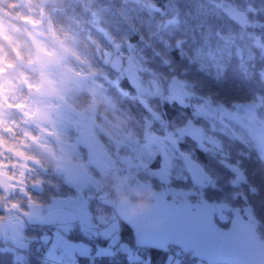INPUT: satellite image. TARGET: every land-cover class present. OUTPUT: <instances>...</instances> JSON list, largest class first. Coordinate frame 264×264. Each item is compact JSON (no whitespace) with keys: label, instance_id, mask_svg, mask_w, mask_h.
Masks as SVG:
<instances>
[{"label":"trees","instance_id":"1","mask_svg":"<svg viewBox=\"0 0 264 264\" xmlns=\"http://www.w3.org/2000/svg\"><path fill=\"white\" fill-rule=\"evenodd\" d=\"M39 2L41 8L38 11L48 14L54 22L71 25L75 31L70 30V34L83 38L86 47L84 44L80 46L74 56L78 60L72 63L107 87L111 107L101 104L102 111L110 115L107 110L115 107L129 114L132 117L129 129L139 138L143 137L145 129L160 136L166 132L178 134L190 120L215 140L216 143H207L204 148L192 137L184 136L183 140H178L176 148L172 146L177 156L172 158L165 186L167 190L193 191L187 197L190 200L204 196L212 204H226L227 208L222 209L224 215L217 213L215 217L223 228L228 227L232 216L230 208L250 207L258 221L257 232L264 240V160L258 148L251 140L245 142L229 132L216 131L207 118L195 113L196 107L206 101L228 109L234 105L254 104L257 105V116L264 117V0ZM229 10L241 12L248 24L243 26L230 16ZM118 47L126 56L132 53L144 78H156L166 87L175 76L179 77L190 95L185 98L186 105L162 97L142 100L125 77L118 82V87L104 80V77L115 80L119 75L112 61L104 58L106 52L117 51ZM90 100L91 95L87 91L66 98L77 111ZM97 115V121H103L99 113ZM99 139L111 153L113 150L108 137L101 134ZM182 156L198 163L205 172L207 185L200 188L196 185ZM33 157L40 161L36 155ZM159 162L157 156L151 167H159ZM40 163L41 167L32 166L26 175L24 193L7 196L0 188V264H42L36 254L49 245L41 241L42 236H53L56 226L29 223L24 213L30 203L49 205L53 199L76 195L62 174ZM142 177L140 174L139 178ZM151 185L154 190H166L154 179ZM90 193L94 197L88 204L92 219L104 225L106 219H112L113 205L97 197L100 192L95 188ZM11 213L21 215L24 245L8 241L1 234L2 223ZM119 230L120 241L137 251L132 230L122 222ZM66 235L72 240H87L91 245L92 240L102 246L107 245V240L82 231L76 224L68 228ZM113 252L107 256H96L94 251L81 254L78 261L79 264H145L142 259H129L121 245L116 246ZM174 257H177V264H204L193 258L191 253L177 248H171L169 252L149 249L148 264H169L168 260L172 261Z\"/></svg>","mask_w":264,"mask_h":264},{"label":"rangeland","instance_id":"2","mask_svg":"<svg viewBox=\"0 0 264 264\" xmlns=\"http://www.w3.org/2000/svg\"><path fill=\"white\" fill-rule=\"evenodd\" d=\"M228 13L235 20H239L243 26L248 24L241 12L229 10ZM104 58L107 61L111 60L113 68L119 72L115 80H108V77H104V80L109 84L118 87V82L122 77H125L133 85L137 95L142 100L162 97L178 100L180 104L186 105L185 98H189L190 95L184 83L183 85L187 91L185 95L180 92L171 94L168 91L167 93L168 85L165 87L160 80L144 78L141 75V67L132 53L130 56H126L121 51H109L105 53ZM75 60H78V58L75 59L73 57L72 62ZM76 66L77 64L72 63L74 71L79 74L81 79L83 91L90 93L91 99L98 96L106 97L107 103L103 104L106 107H111V101L106 91L107 87L94 80L92 74H87L85 70H81V68ZM196 108V115L207 118L216 131L229 132L245 142L247 140L254 142L262 159H264V117L257 116V105L241 104L234 105V107L228 109L205 101ZM98 113L95 115L91 113L82 114L81 110L77 111L74 109L71 104L67 103L66 99L62 102L52 101L34 112H29L25 117V121L32 119L35 122L26 123L21 129L22 135L29 139L44 138L50 142L67 144L81 158L87 169L86 172L71 175L60 173L64 176L70 188L74 189L75 196H72V198L65 196L53 199L49 205L39 206L30 203L28 211L24 213V218L29 223L56 226L53 236L43 234L41 241L48 243L47 248H51V250L55 246L65 248L70 254L72 264H79V255L89 253L91 246V243L87 240H72L66 235L68 228H72L75 224L82 231L90 232L94 237L99 236L108 241L106 246L97 247L96 256L112 254L114 248L121 245V249L128 253L129 259L138 258V251L133 250L126 243L120 241V221L116 219L112 209L110 215L113 219H106V224L99 225V222L92 219L93 215L88 208V204L89 200L94 199V197H92L90 191L94 188L96 190V183L98 180L105 178L104 174L118 173L121 176H133L134 183H142L153 190L151 180L154 179L166 189L162 191H165L172 198L176 200L187 198L193 191L175 190L173 188L167 190L165 187L172 158L177 156L173 147L176 148V143L179 139L183 140L184 136L192 137L198 142V145L204 148L207 143H216L214 139L205 135L203 129L198 128L190 120H188V123L191 122V127L186 134L180 129L178 134L166 132L164 136H160L145 129L143 137L139 138L131 129H125L119 135L109 136L104 121H97ZM20 124L21 121L16 119L7 122L0 121V130L16 132ZM146 127L149 128L148 125ZM101 134H105L108 137L109 144H111V149L113 150L111 153L108 147L100 141ZM82 149L85 151H82ZM83 155L85 156L84 159ZM33 156L30 152H22L13 157L6 152L0 151V188L5 192V195L25 192L26 175L32 170V166L41 167L40 161ZM157 156L160 158V166L152 168L151 162ZM91 169L95 170L92 172ZM140 174L143 175L142 178H139ZM192 176L199 188L207 185L205 177L197 179L193 173ZM97 197L101 198V193ZM106 203L109 202L106 201ZM109 204L114 205L112 203ZM225 205H216L218 215H224L222 214V209L224 207L227 208ZM13 208L17 209L15 206ZM2 225L1 234L6 240L17 242L20 245L25 244L23 234H21L24 224L20 214L11 213L10 217ZM172 248L175 247L173 246ZM176 254L178 255V251ZM53 258L60 260V257L56 255ZM176 258L174 257L172 261L168 260V263L177 264L178 260ZM142 261L145 264L149 263L148 257H144Z\"/></svg>","mask_w":264,"mask_h":264},{"label":"clouds","instance_id":"3","mask_svg":"<svg viewBox=\"0 0 264 264\" xmlns=\"http://www.w3.org/2000/svg\"><path fill=\"white\" fill-rule=\"evenodd\" d=\"M40 8L39 0H0V121H21L16 132L0 130V151L13 157L30 152L57 174L86 172L81 158L67 144L29 139L21 132L26 123L35 122L25 121L29 112L83 91L79 74L72 67L83 38L70 34V30L75 31L71 25L54 22L38 11ZM103 103H107L106 97H94L82 106L81 113L99 112L109 136L131 127L129 114L112 107L108 115L101 110ZM104 175L96 183L102 200L106 198L129 217L148 210L155 195L152 188L134 183L133 176Z\"/></svg>","mask_w":264,"mask_h":264},{"label":"water","instance_id":"4","mask_svg":"<svg viewBox=\"0 0 264 264\" xmlns=\"http://www.w3.org/2000/svg\"><path fill=\"white\" fill-rule=\"evenodd\" d=\"M171 93L186 94L179 77L168 86ZM191 122L183 128L188 132ZM187 167L201 179L204 172L196 162L185 158ZM148 210L129 217L117 210V217L133 232L137 248L168 251L175 246L206 264H264V240L257 233V220L250 208L242 213L234 207L229 226L216 224V205L202 196L198 201H175L163 191L154 192Z\"/></svg>","mask_w":264,"mask_h":264},{"label":"built area","instance_id":"5","mask_svg":"<svg viewBox=\"0 0 264 264\" xmlns=\"http://www.w3.org/2000/svg\"><path fill=\"white\" fill-rule=\"evenodd\" d=\"M62 253V252H61Z\"/></svg>","mask_w":264,"mask_h":264}]
</instances>
